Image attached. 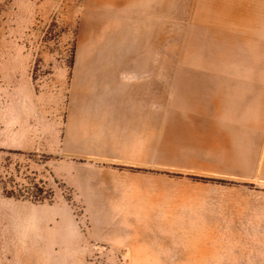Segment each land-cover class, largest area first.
Here are the masks:
<instances>
[{"label": "rangeland", "instance_id": "1", "mask_svg": "<svg viewBox=\"0 0 264 264\" xmlns=\"http://www.w3.org/2000/svg\"><path fill=\"white\" fill-rule=\"evenodd\" d=\"M125 2L0 0V264H264L258 177L204 180L215 185L177 218L127 198L103 209L99 185L115 195L114 183L145 182L124 167L125 176L111 174L112 165L98 170L64 147L79 56L108 43L111 16L124 24ZM118 211L134 229L132 248L100 223Z\"/></svg>", "mask_w": 264, "mask_h": 264}, {"label": "crops", "instance_id": "2", "mask_svg": "<svg viewBox=\"0 0 264 264\" xmlns=\"http://www.w3.org/2000/svg\"><path fill=\"white\" fill-rule=\"evenodd\" d=\"M125 4L124 24L111 16L108 43L79 56L63 143L72 158L145 183H114L115 195L99 185L97 206L127 198L177 218L215 185L204 180L264 182V0ZM114 214L100 223L132 248L130 220Z\"/></svg>", "mask_w": 264, "mask_h": 264}]
</instances>
